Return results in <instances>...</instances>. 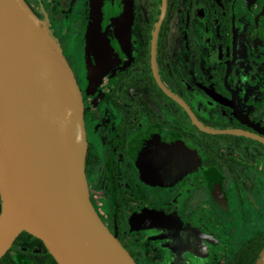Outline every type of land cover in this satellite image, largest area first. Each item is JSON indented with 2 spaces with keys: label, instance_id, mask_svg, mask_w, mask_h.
<instances>
[{
  "label": "flooded vegetation",
  "instance_id": "flooded-vegetation-1",
  "mask_svg": "<svg viewBox=\"0 0 264 264\" xmlns=\"http://www.w3.org/2000/svg\"><path fill=\"white\" fill-rule=\"evenodd\" d=\"M24 1L81 91L91 204L135 263L256 264L264 0Z\"/></svg>",
  "mask_w": 264,
  "mask_h": 264
},
{
  "label": "water",
  "instance_id": "water-1",
  "mask_svg": "<svg viewBox=\"0 0 264 264\" xmlns=\"http://www.w3.org/2000/svg\"><path fill=\"white\" fill-rule=\"evenodd\" d=\"M48 25L24 0H0V259L25 231L58 264H136L91 204L81 91Z\"/></svg>",
  "mask_w": 264,
  "mask_h": 264
},
{
  "label": "trees",
  "instance_id": "trees-1",
  "mask_svg": "<svg viewBox=\"0 0 264 264\" xmlns=\"http://www.w3.org/2000/svg\"><path fill=\"white\" fill-rule=\"evenodd\" d=\"M22 258L27 264H58L46 249L44 243L28 232H21L13 245L0 259V264H20Z\"/></svg>",
  "mask_w": 264,
  "mask_h": 264
},
{
  "label": "bare ground",
  "instance_id": "bare-ground-1",
  "mask_svg": "<svg viewBox=\"0 0 264 264\" xmlns=\"http://www.w3.org/2000/svg\"><path fill=\"white\" fill-rule=\"evenodd\" d=\"M37 27L40 31L41 41L44 47V61L47 64V66L53 65V63L56 60L55 52L53 50V46L51 42L49 41L47 35L45 34V31L43 30V23L39 20L36 21Z\"/></svg>",
  "mask_w": 264,
  "mask_h": 264
},
{
  "label": "rangeland",
  "instance_id": "rangeland-1",
  "mask_svg": "<svg viewBox=\"0 0 264 264\" xmlns=\"http://www.w3.org/2000/svg\"><path fill=\"white\" fill-rule=\"evenodd\" d=\"M33 12V11H32ZM34 13V12H33ZM35 14V13H34ZM36 15V14H35ZM37 16V15H36ZM38 18H40V19H44V18H41V17H39V16H37ZM49 24V23H48ZM48 28L50 29V31L52 32V29L50 28V26L48 25ZM52 35H53V37L55 38V36H54V34H53V32H52ZM56 39V38H55ZM19 259V262H20V264H27L22 258H18Z\"/></svg>",
  "mask_w": 264,
  "mask_h": 264
}]
</instances>
